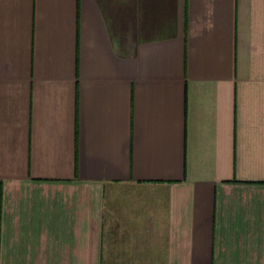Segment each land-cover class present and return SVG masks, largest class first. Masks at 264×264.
<instances>
[{
    "label": "crops",
    "instance_id": "crops-1",
    "mask_svg": "<svg viewBox=\"0 0 264 264\" xmlns=\"http://www.w3.org/2000/svg\"><path fill=\"white\" fill-rule=\"evenodd\" d=\"M0 264H264V0H0Z\"/></svg>",
    "mask_w": 264,
    "mask_h": 264
}]
</instances>
